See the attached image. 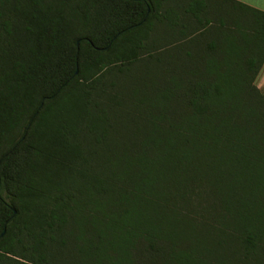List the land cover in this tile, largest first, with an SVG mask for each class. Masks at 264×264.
Segmentation results:
<instances>
[{
    "label": "trees",
    "instance_id": "16d2710c",
    "mask_svg": "<svg viewBox=\"0 0 264 264\" xmlns=\"http://www.w3.org/2000/svg\"><path fill=\"white\" fill-rule=\"evenodd\" d=\"M263 67L236 0H0V264H264Z\"/></svg>",
    "mask_w": 264,
    "mask_h": 264
},
{
    "label": "crops",
    "instance_id": "0c3cea01",
    "mask_svg": "<svg viewBox=\"0 0 264 264\" xmlns=\"http://www.w3.org/2000/svg\"><path fill=\"white\" fill-rule=\"evenodd\" d=\"M236 1L242 2L252 8H255L261 12H264V0H236ZM258 86L261 88L264 87V67L259 76Z\"/></svg>",
    "mask_w": 264,
    "mask_h": 264
},
{
    "label": "rangeland",
    "instance_id": "374dc122",
    "mask_svg": "<svg viewBox=\"0 0 264 264\" xmlns=\"http://www.w3.org/2000/svg\"><path fill=\"white\" fill-rule=\"evenodd\" d=\"M128 80H129V78L125 79L124 81H128ZM262 88H264V87H262Z\"/></svg>",
    "mask_w": 264,
    "mask_h": 264
}]
</instances>
